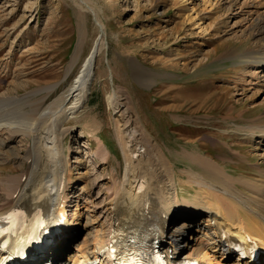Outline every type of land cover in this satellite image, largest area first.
Listing matches in <instances>:
<instances>
[{"label":"rangeland","instance_id":"rangeland-1","mask_svg":"<svg viewBox=\"0 0 264 264\" xmlns=\"http://www.w3.org/2000/svg\"><path fill=\"white\" fill-rule=\"evenodd\" d=\"M261 1L262 5L259 0H0V96L40 99L42 107L32 111L37 118L74 84L81 64L105 32L106 44L91 65L86 102L64 122L66 214L51 224L71 227L77 243L88 240L93 252L97 241L107 242L114 226L110 176L117 170L123 180L125 170L115 124L139 130L135 140L142 145L140 153L149 151L146 137L140 135V129L147 130L167 160L180 163L181 173L190 166L181 156L186 150L224 158L226 171L237 178L261 180L264 135L248 138L243 128L252 123L264 126V68L238 61L249 48L264 51ZM258 19L260 27L255 30ZM83 33V46L72 67ZM132 62L148 75V86L135 81ZM113 89L119 91L115 109L108 100ZM46 90L50 92L43 98ZM25 112L29 116L27 105ZM29 140L0 132V207L11 191V180L30 166L25 159ZM101 150L108 152L107 159ZM177 183L182 207V199L195 193L186 179ZM200 220L201 216L185 230V239L178 240L181 255L204 237L197 232L205 228L197 223ZM32 225L21 226L15 244L50 228ZM169 239L161 249L173 248ZM205 243L206 237L199 245ZM75 245L57 250L60 262L80 264ZM0 264L8 262L2 259Z\"/></svg>","mask_w":264,"mask_h":264},{"label":"bare ground","instance_id":"bare-ground-1","mask_svg":"<svg viewBox=\"0 0 264 264\" xmlns=\"http://www.w3.org/2000/svg\"><path fill=\"white\" fill-rule=\"evenodd\" d=\"M258 4L263 3L259 0ZM260 23L261 20L258 19L254 23L256 28H253L258 30ZM104 33L103 30V36L98 38L89 56L81 64L80 74L74 84L50 107L42 109L38 116L40 118L35 117L32 112L42 107L43 103L38 102L40 99L34 102L28 95L0 96V132H5L11 137L14 135H22L24 139L30 137V140L26 141L28 147L25 154L30 166L9 181L11 191L5 204L0 207V233L9 229L7 226L9 215L17 211L25 214V218L20 222L23 227H32V224L36 226L38 222L50 227L45 237L36 236L38 241L25 248L1 240L0 262L2 259H8L9 264H67L59 262L61 255L57 250L77 244L75 254L77 257L80 255V264H95L97 261L100 264H122L124 260L121 256L114 258L113 248L119 249L124 243L132 240L131 244L141 242L140 249H143L142 245L148 244L146 242L149 238L154 240L156 234L163 236L164 228L168 229L173 225L175 229L170 236L173 248L160 252L165 254L168 264L186 259L197 260L199 264H264V176H261L259 182L237 178L226 171L223 166L224 158L217 156L216 159H210L203 156L199 150V153L183 150L181 156L188 160L190 166L186 172L181 173L180 169L178 170L180 163L167 160L164 151L154 145V140H151L147 130L143 132L140 129V135L144 136L142 139L146 137L143 140L149 146H147L149 151H141L140 155L142 145L135 140L139 130L133 128L128 130V127L115 123V137L122 150L125 170L123 180L120 179L117 170L110 174L112 178L110 181L114 186L112 197L114 230L110 231L107 242L103 244L97 241L99 247L93 252L89 248L91 244L88 240L77 243V236L71 227L51 224L57 217L66 214L62 206L68 197L65 192L67 183L63 178L67 162L62 144L64 136L68 133L64 128V122L69 116L75 115L86 102L93 75L91 65L106 44ZM84 34L80 37L77 51L73 56L70 65L72 67L82 49ZM238 59L239 65L244 63L248 67L264 68V51L255 52L249 48L242 56L239 55ZM131 69H136L135 81L142 86H148L150 78L140 71L141 68L136 62L131 63ZM46 91L43 98L50 92ZM118 94L119 91L113 89L108 95L109 105L113 109L119 106ZM26 105L29 107V116L28 112H25ZM243 129L247 131L248 138H253L258 133L264 135V126L261 125L254 126L252 123ZM101 152L103 158L105 153L108 155V152L102 150ZM184 179L192 185L191 189L195 195L182 199L181 207L178 203L177 180L179 182ZM200 216L201 220L197 223L200 225L202 223L205 228L196 231L206 237L207 243L205 246L199 245L204 241L202 237L190 247L189 252L181 255L182 249L177 248L180 244L177 242L179 239L181 241L185 239L184 231L190 230ZM176 220L180 222L174 223ZM177 232L183 233L176 234ZM172 235H175L177 240H172ZM166 237L165 235L163 240ZM2 242L9 249H1ZM232 242L246 254L244 257L239 258V254L228 246L225 253L220 251L222 244ZM63 243L65 246H62ZM182 246L186 247L185 244ZM148 250H145V255L149 254ZM54 251L56 253L50 255ZM254 256L256 258L252 260L251 257ZM215 259H220L221 263L220 261L214 263Z\"/></svg>","mask_w":264,"mask_h":264}]
</instances>
